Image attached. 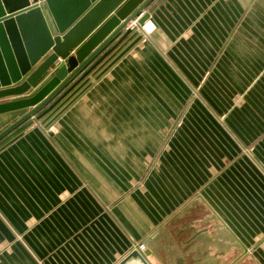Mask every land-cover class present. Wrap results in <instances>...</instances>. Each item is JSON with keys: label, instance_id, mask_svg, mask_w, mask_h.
<instances>
[{"label": "crops", "instance_id": "1", "mask_svg": "<svg viewBox=\"0 0 264 264\" xmlns=\"http://www.w3.org/2000/svg\"><path fill=\"white\" fill-rule=\"evenodd\" d=\"M147 11L0 140V264H264V0Z\"/></svg>", "mask_w": 264, "mask_h": 264}, {"label": "water", "instance_id": "2", "mask_svg": "<svg viewBox=\"0 0 264 264\" xmlns=\"http://www.w3.org/2000/svg\"><path fill=\"white\" fill-rule=\"evenodd\" d=\"M152 1L0 0V99L19 97L0 104V112L29 109L0 139L47 104L130 22L144 25ZM157 235L146 241L145 255L132 256L152 254Z\"/></svg>", "mask_w": 264, "mask_h": 264}, {"label": "built area", "instance_id": "3", "mask_svg": "<svg viewBox=\"0 0 264 264\" xmlns=\"http://www.w3.org/2000/svg\"><path fill=\"white\" fill-rule=\"evenodd\" d=\"M134 22L137 23V21ZM134 249H136V251H138L140 254L145 255V252L147 250V244L146 242H139L137 244H134Z\"/></svg>", "mask_w": 264, "mask_h": 264}, {"label": "trees", "instance_id": "4", "mask_svg": "<svg viewBox=\"0 0 264 264\" xmlns=\"http://www.w3.org/2000/svg\"><path fill=\"white\" fill-rule=\"evenodd\" d=\"M5 136H6V135H5ZM1 139H2V138H1ZM1 139H0V140H1Z\"/></svg>", "mask_w": 264, "mask_h": 264}]
</instances>
